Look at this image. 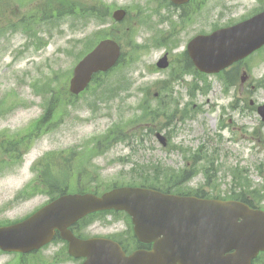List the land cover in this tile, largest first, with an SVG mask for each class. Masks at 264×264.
<instances>
[{"label":"rangeland","instance_id":"obj_1","mask_svg":"<svg viewBox=\"0 0 264 264\" xmlns=\"http://www.w3.org/2000/svg\"><path fill=\"white\" fill-rule=\"evenodd\" d=\"M100 7L106 16H98ZM263 8L264 0H203L197 24L179 30L176 38L184 43ZM117 9L127 19L114 24ZM180 14L159 0H0V225L21 221L51 201L57 181L68 193L98 194L145 179L172 184L171 177L195 153L202 171L214 162L216 179L207 186L198 174L175 192L201 188L226 199L232 187L228 170L235 167L264 189V146L250 136L260 120L245 107L250 99L264 104V49L237 68L238 82L243 72L248 75L244 86L227 91L211 76L196 81L200 91L193 97L177 83H168V94L160 90L168 71L153 70L164 49L151 47L179 29ZM106 38L125 53L118 69L73 99L68 86L74 66ZM164 104V114L174 120L146 134L137 119L151 107L162 114ZM132 129L136 137L130 141L117 137L118 130ZM156 132L166 137V147ZM96 219L81 231L83 237L110 236L127 226L122 214ZM66 256L65 245L57 243L33 257L0 253V264H77Z\"/></svg>","mask_w":264,"mask_h":264},{"label":"water","instance_id":"obj_2","mask_svg":"<svg viewBox=\"0 0 264 264\" xmlns=\"http://www.w3.org/2000/svg\"><path fill=\"white\" fill-rule=\"evenodd\" d=\"M124 13L114 14L119 21ZM264 46V11L231 28L199 36L188 52L195 66L217 73ZM119 57L111 40L100 42L75 67L69 92L78 95L93 74L106 72ZM264 122V105L257 109ZM125 211L136 238L151 244L126 256L104 239L77 240L68 230L88 214ZM69 243V253L85 257L84 264H251L264 252V212L236 201L203 200L162 194L142 188H119L98 197L62 196L26 220L0 227V250L26 254L51 242L56 233Z\"/></svg>","mask_w":264,"mask_h":264},{"label":"flooded vegetation","instance_id":"obj_3","mask_svg":"<svg viewBox=\"0 0 264 264\" xmlns=\"http://www.w3.org/2000/svg\"><path fill=\"white\" fill-rule=\"evenodd\" d=\"M160 2L164 4H172V1L170 0H159ZM203 0H187L182 5H180L176 9H180V27L179 29H174L173 31H169L167 33L168 38V44L166 47H164V52L162 54L166 55L169 60V66L167 68L168 74L172 76V79L178 78L180 81H184L185 77H190L193 81L194 79L199 78V73L193 68V64L187 54L186 48L189 40H187L184 43H178V38H176V35L178 34V31L180 30V33H185L188 30L189 26L196 25L197 19H198V12H199V6L201 5V2ZM174 7V6H173ZM172 37V39L170 38ZM176 38V39H175ZM178 47H182V49H179ZM258 143L262 144L264 146V136L262 137V140L258 139ZM117 238H119V234L115 235ZM111 238L112 237H108ZM91 238V237H90ZM86 239V238H85ZM88 239V238H87ZM114 240V239H113ZM84 260H78L80 264Z\"/></svg>","mask_w":264,"mask_h":264},{"label":"trees","instance_id":"obj_4","mask_svg":"<svg viewBox=\"0 0 264 264\" xmlns=\"http://www.w3.org/2000/svg\"><path fill=\"white\" fill-rule=\"evenodd\" d=\"M225 86L229 88L231 87L233 88L237 86V80L231 81L230 79H228V81L225 83ZM122 133L121 131L118 130L117 137L120 138L121 140H124L126 137ZM64 162L67 163L68 160L64 159ZM232 175H233V180L239 189L237 191L234 190L233 192H231L230 199L239 200L254 207V204L256 205L258 203L255 202V200H259L261 198L260 191L257 188H253V186H251L250 182L248 181L247 177H244V175L240 171L235 170L232 173ZM184 180H186L185 177L183 178L182 176L176 174L175 177L173 178L171 177V181H173L172 184L168 181L160 182L159 180H155L154 182L153 181L149 182L147 181V179H145L143 180V186L145 185L147 187H151L165 193H170L171 191L178 189L179 184L183 183ZM62 186H63V182L57 181V185L54 187L56 192L55 193L51 192V196H50L51 200L57 198L59 195L64 194L66 192V190L61 189ZM58 189H60L61 191H59ZM82 192H86V191H82ZM79 193H81V190L79 191Z\"/></svg>","mask_w":264,"mask_h":264}]
</instances>
